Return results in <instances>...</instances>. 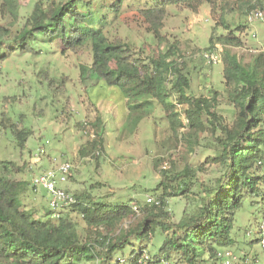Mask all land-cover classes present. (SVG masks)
<instances>
[{"label":"rangeland","instance_id":"obj_1","mask_svg":"<svg viewBox=\"0 0 264 264\" xmlns=\"http://www.w3.org/2000/svg\"><path fill=\"white\" fill-rule=\"evenodd\" d=\"M66 1L18 0L17 20L0 15V25L8 27L13 36L21 29L35 3L47 6L51 2ZM114 1L118 0H101L100 4L108 7ZM119 1L120 10L106 17L103 31L107 38L124 42L130 56L145 64L168 52L166 61H176V66L189 81L186 94L199 97L210 96L215 90L219 92L216 110L227 124L232 125L238 108L228 103L230 98L222 72L223 46L217 38L230 30L235 34L239 28L236 36L241 44L230 45L229 49L243 63L264 52V24L247 19L254 10L249 9L250 4L264 12V0H261L263 6L254 0H217L212 4L204 1L197 12L180 4L169 5L159 36L142 24L138 10L161 0ZM159 37L163 40L159 41ZM210 40L213 41L211 47ZM8 41L12 42V39ZM209 50L219 54L218 62L207 63L203 59L202 54ZM2 55L0 160L11 161L21 168H13L9 176L27 181V191L21 200L23 208L34 211L36 218L50 216L46 204L51 196L41 188H35L32 194L29 191L33 187L31 178L64 161L71 164V170L67 181L59 185L71 194L109 205L137 202L140 211L126 218L120 224L121 229L136 225L143 217L148 196L157 200L160 190L155 188L161 178L160 170L176 172L188 165H201L200 174L204 179L217 176L218 166L211 162L217 155L214 137L209 133L197 136L191 133L183 112L187 105L180 104L176 94L166 98L173 108L151 98V102L143 107L145 113L133 126L120 89L96 80L88 71L92 64L89 46L73 52L62 49L57 41L41 40L34 41L26 52H19L13 45ZM80 73H86L87 78L81 79ZM172 112L177 115L172 116ZM206 118L205 114L203 119ZM99 127H102L101 134L97 132ZM22 128L29 134L20 146L13 130ZM94 141H97L95 146ZM187 205L188 199L176 196L167 198L164 208L170 218L177 221ZM263 219L264 204L260 203V198L246 199L235 212L231 234L236 241L232 246L218 250L233 252L236 256L233 264H264V249L255 241L256 226ZM80 227L84 230L85 225L80 222ZM249 231L251 233L247 234ZM82 234L84 238L94 237L93 230H84ZM161 244L162 236L158 234L146 241L135 242L151 253L157 252ZM244 254L247 257H242ZM171 262L183 263L177 254L171 255ZM77 264L95 262L89 260ZM201 264L223 263L206 257Z\"/></svg>","mask_w":264,"mask_h":264},{"label":"trees","instance_id":"obj_2","mask_svg":"<svg viewBox=\"0 0 264 264\" xmlns=\"http://www.w3.org/2000/svg\"><path fill=\"white\" fill-rule=\"evenodd\" d=\"M100 1L67 0L47 6L35 3L15 35L0 25V54L4 55L13 45L19 52H26L34 41L41 40L57 41L62 49L73 52L89 46L92 64L88 71L96 80L120 89L133 126L151 98L173 108L166 98L176 94L178 102L187 105L183 112L191 133L214 137L217 155L211 162L217 164L218 174L204 179L201 165H188L176 172L160 170L161 178L155 188L160 190L159 203L146 202L137 224L121 229L126 218L140 211L137 202L109 205L73 194L75 203L60 210L56 217L48 205L50 216L36 218L34 211L23 208L27 181L9 176L13 168H21L0 160V264H77L89 260L95 264H172V254H177L182 264H201L206 257L218 260V249L236 241L231 234L236 210L249 197H259L264 204V52L243 63L229 49L230 45L241 44L236 36L239 28L235 34L230 30L217 38L223 46L222 72L228 103L238 108L229 125L216 110L220 93L215 90L210 96L199 97L186 94L189 81L176 61H166L168 52L145 64L130 56L124 42L116 38L110 41L103 31L106 17L118 12L121 4L118 0L104 7ZM204 1L212 4L217 0H161L139 9L138 14L142 24L159 36L167 6L180 4L197 12ZM254 2L263 6L261 0ZM19 7L18 0H0V15L16 21ZM255 8V4H250V10ZM85 74L80 73V78L86 79ZM171 115L176 116L177 112ZM13 131L17 144L22 146L29 134L27 129ZM97 132L101 134L102 127ZM176 196L188 199L177 221L164 208L166 199ZM80 222L85 231H94L93 239L84 238ZM157 234L162 236L157 252L135 245Z\"/></svg>","mask_w":264,"mask_h":264},{"label":"built area","instance_id":"obj_3","mask_svg":"<svg viewBox=\"0 0 264 264\" xmlns=\"http://www.w3.org/2000/svg\"><path fill=\"white\" fill-rule=\"evenodd\" d=\"M247 19L250 22L260 21L264 24V12L261 9H254L247 15ZM264 49V44L262 45ZM202 57L207 63H216L219 61V54L214 50H209L202 54ZM71 164L67 161L58 163L55 167L41 171L31 178L32 186L35 188H41L50 194L48 200L49 208L53 211V217L58 215V212L64 208H67L75 203L73 194L62 188L59 183L66 182L68 175L70 174ZM149 204H158L159 201L155 198L148 196L146 199ZM251 232H247L250 234ZM255 233L257 234L256 241L264 249V219L256 226ZM218 260L223 264H233L236 256L230 250H218L216 253Z\"/></svg>","mask_w":264,"mask_h":264},{"label":"crops","instance_id":"obj_4","mask_svg":"<svg viewBox=\"0 0 264 264\" xmlns=\"http://www.w3.org/2000/svg\"><path fill=\"white\" fill-rule=\"evenodd\" d=\"M34 201H35V200H33V202H34ZM36 205H37V206H40V205H39V204H37V203H36ZM46 207H48V202H47V204H46Z\"/></svg>","mask_w":264,"mask_h":264}]
</instances>
